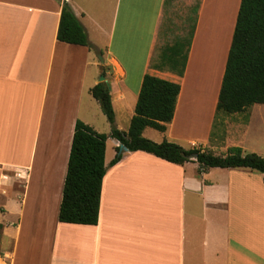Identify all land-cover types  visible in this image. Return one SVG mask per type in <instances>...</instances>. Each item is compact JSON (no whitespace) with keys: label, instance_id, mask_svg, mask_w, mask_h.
Returning <instances> with one entry per match:
<instances>
[{"label":"crops","instance_id":"crops-1","mask_svg":"<svg viewBox=\"0 0 264 264\" xmlns=\"http://www.w3.org/2000/svg\"><path fill=\"white\" fill-rule=\"evenodd\" d=\"M62 1L96 53L105 49L103 64L89 47L57 39ZM92 1L109 9L108 25L78 0H0V224L11 244L3 253L16 264L24 229L37 225L44 235L50 225L48 264H264V175L246 169L200 173L196 162L176 165L141 151H123L109 167L117 152L108 160L106 148L98 224L58 221L76 122L101 133L82 111L104 66L115 114L129 121L119 130H129L152 75L181 87L162 142L264 157V105L217 112L241 0ZM180 6L187 18L177 25ZM192 13L183 73L158 67L160 51L173 45L165 30L186 37ZM52 202L55 217L46 223Z\"/></svg>","mask_w":264,"mask_h":264},{"label":"trees","instance_id":"trees-1","mask_svg":"<svg viewBox=\"0 0 264 264\" xmlns=\"http://www.w3.org/2000/svg\"><path fill=\"white\" fill-rule=\"evenodd\" d=\"M61 5L57 39L95 50L70 5L65 1ZM190 39L191 34L187 42L178 41L161 50L157 66H172L182 74L186 63L185 50ZM180 91L179 84L145 75L135 115L129 130L124 132L116 127L110 88L105 83H99L91 89V95L99 102L112 131L106 135L98 133L83 121L76 122L59 222L88 226L98 224L102 184L108 169L105 164L106 148L110 137L119 141L129 152L149 153L176 165L196 162L200 173L220 168L246 169L264 175V157L255 153L244 154L238 147L229 148L225 156H220L202 147L187 150L175 143H156L145 138L143 132L146 128L162 133L167 131L175 115ZM256 104L264 105V0H241L217 112L234 114ZM122 157L118 147L109 167L115 166Z\"/></svg>","mask_w":264,"mask_h":264},{"label":"rangeland","instance_id":"rangeland-1","mask_svg":"<svg viewBox=\"0 0 264 264\" xmlns=\"http://www.w3.org/2000/svg\"><path fill=\"white\" fill-rule=\"evenodd\" d=\"M78 2L81 6H87L88 11H90V16L95 22L108 25L109 18L111 15L108 8H106L105 10H101L99 6H93L94 3L92 0H78ZM186 18L187 16H186V12L184 8L183 6H180L179 11L177 13V25L178 24L180 25L181 24L180 22L182 21L184 22ZM193 23H194V18H193V13H192L190 15V20H189V25L191 27V30H188V34L184 38H182V36L180 35L183 32H185V30H165V32L167 31L170 32L172 44H174L180 38L184 42H187L190 37L189 34L192 31V28L194 25ZM163 33H164V30H163ZM95 50H93L95 59L97 60L99 64H103L100 60L101 58H103V56L100 53H105L104 52L105 49L101 50L102 52L100 51L98 53H96ZM99 54L101 55V58ZM103 70H104L103 75L106 76L107 74H106L105 66L103 67ZM101 76L99 77V80ZM82 113L83 115H85V117H87V119H89V121H91V123L95 125V127L101 133H110V131H112V126L108 122L106 116L104 115L99 102L93 99L89 94H88V97L84 98ZM116 124H118L123 130H127L128 125H129V121L127 120L126 115H122L120 111L118 110L116 111ZM144 137L152 141L154 139L160 142H162L165 139V135L163 133L158 132L152 128H148L145 130ZM113 140L114 139H109L107 141V159L108 160L111 157H113L117 152L115 141ZM182 147L187 150L189 149L187 145L182 146ZM220 153H223V152H220ZM256 174H261V173L256 172ZM13 190L17 192H22V185H20L19 183H15ZM44 212H45V218H47L46 223H50L51 219L53 220V218L55 217V207H54L53 202L49 204L48 206H46ZM3 213H4V210L0 207V215ZM45 226H47V228H45L46 232L44 235L40 234L41 229L37 225L34 228H30L29 226L28 228L24 229V233H23V236L19 244V249H18L19 256L17 258L16 264H48L49 263L47 258L49 257L51 250L53 248L52 245L49 244V242H47L49 240V234H51V226L50 225H45ZM4 227L5 226L0 224V252L1 253L3 251L9 252L11 250V244L4 242ZM52 229H53V226H52ZM40 236H45V239H47L46 242H44Z\"/></svg>","mask_w":264,"mask_h":264},{"label":"water","instance_id":"water-1","mask_svg":"<svg viewBox=\"0 0 264 264\" xmlns=\"http://www.w3.org/2000/svg\"><path fill=\"white\" fill-rule=\"evenodd\" d=\"M99 55H100V54H99ZM100 58H101V55H100ZM100 60H101L102 63H104V59H103V58H101ZM109 70L111 71L112 68L109 67ZM100 83H106V76H105V75H102V76H101V78H100ZM120 149H121V152H123V151L128 152V149H127L125 146H123V145H120Z\"/></svg>","mask_w":264,"mask_h":264},{"label":"built area","instance_id":"built-area-1","mask_svg":"<svg viewBox=\"0 0 264 264\" xmlns=\"http://www.w3.org/2000/svg\"><path fill=\"white\" fill-rule=\"evenodd\" d=\"M10 257L8 254L0 252V264H11Z\"/></svg>","mask_w":264,"mask_h":264}]
</instances>
